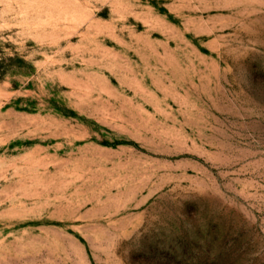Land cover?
Listing matches in <instances>:
<instances>
[{
  "label": "rangeland",
  "instance_id": "374dc122",
  "mask_svg": "<svg viewBox=\"0 0 264 264\" xmlns=\"http://www.w3.org/2000/svg\"><path fill=\"white\" fill-rule=\"evenodd\" d=\"M0 264H264V0H0Z\"/></svg>",
  "mask_w": 264,
  "mask_h": 264
}]
</instances>
